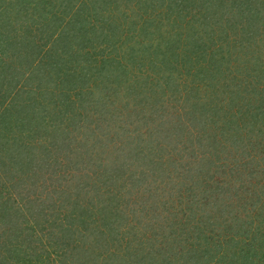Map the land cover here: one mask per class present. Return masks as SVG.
Masks as SVG:
<instances>
[{"label":"rangeland","instance_id":"1","mask_svg":"<svg viewBox=\"0 0 264 264\" xmlns=\"http://www.w3.org/2000/svg\"><path fill=\"white\" fill-rule=\"evenodd\" d=\"M172 1H157L152 7L149 5L151 2H148L149 6L146 5L143 14L137 11L143 7L141 0H71L70 3L65 0H30V3H24L21 7H15L10 0H4V5L0 3V31L3 36L0 44V153H5L3 147L6 144L16 143L17 146L19 139L25 140L30 149L28 151L33 150L34 155L31 163L29 158L32 159L33 155L30 157L25 154L23 163L25 167L33 170L26 168L28 170L21 184L14 186L12 193H4L10 201L7 203L8 213L16 205L20 207V212L25 211L24 208L30 200L43 202L44 209H57L58 194L74 186L78 180L75 174L80 176L81 173H90L92 170L79 164L80 170L76 172V159L72 156L69 159L71 151L81 152L88 146L87 143H94L92 152L98 153L97 160L95 159L98 161L99 156L113 150L115 146L114 123L119 122L120 118H126L133 123L134 120H140L139 122L143 123L142 121L149 119L150 106L158 101L163 109H179L183 113L178 121L181 126L176 129L174 136H171L173 145L170 144L166 150L174 153L176 149V155L180 152L184 156L187 155V159L183 156V161L192 159L196 162L194 165H200L210 171V180L204 181L212 189L213 198H208L209 201L214 199V196L228 199L225 200L228 204L222 201V205V202H219L220 205L217 206L220 211H217L218 208L205 206L201 211L202 216L197 214L198 219L196 216L193 218L192 229H188L195 235L185 242V245L190 244L192 240L193 244L188 247L192 246L195 253L191 257L199 258L204 263L215 261L218 264H264V17H259L258 21L252 20L254 16H258L255 8L261 9L260 15L264 13V0H177L181 12L176 13L175 17L168 9L172 6ZM84 4L87 6L84 13L78 12L77 9L85 6ZM93 4H98V10L107 8L108 14H103V17L115 21L114 24L121 30L128 29L124 34H127L129 39L123 41L119 38V46L116 44L114 48L120 55L118 64H113L115 57L113 49H108L109 45L108 48L98 45L103 41L114 44L113 41L118 35L109 36L110 33L105 29L99 36V28H95L97 36L89 35L93 33L88 27V24L93 22L89 9ZM74 5L77 7L71 9ZM30 14L36 16V21L31 19ZM62 15L66 16L64 23H67L69 29H72V26L80 29V25H83L84 35L76 38L65 34L64 25L60 21ZM153 18H158L159 23L161 22L164 34L170 41L179 40L180 46H176L174 53L166 50L167 44L162 46L152 41V38L149 39L156 24L150 23L145 27L143 19L152 21ZM153 20L156 22L157 19ZM44 28L55 32L44 33ZM140 29L146 31L145 34H141ZM153 45L160 47V51L154 50ZM209 47H212V50L207 53L203 51ZM189 48L195 53V57H198V62L190 64L186 60L181 61L176 63L175 69L171 71L170 66L157 64L160 57L156 52L161 55L166 53L172 65L175 63L176 52L182 54ZM136 50L139 57L134 56ZM114 71H121L122 74L119 76ZM31 72L34 75H31ZM110 73L116 75L118 82H122H110V79L106 78ZM221 73L226 76L223 81L218 80ZM196 75L199 78H196ZM113 89L118 94H114ZM41 92L49 93L47 101H42L47 108L43 109L42 117L44 123L53 128L51 145L45 140L44 128L27 124V119H22L19 113L28 114L29 111L26 110L25 113L22 107L26 103L29 105L41 101ZM63 99L67 100L62 102ZM109 100L113 103L105 107L103 102ZM65 101L67 106L63 105ZM206 101L210 102V107L205 105ZM199 103L206 109L200 111L205 116L211 113V118L218 121L228 118V138H218V143H213L212 146V137V141L205 140L210 147L193 150L198 155L197 159L194 152L185 150V145H182L181 149L179 144L185 139L183 135L188 131L184 123L190 121L189 115L185 113L192 112ZM232 122L238 124L237 130L233 129ZM7 124L11 127L8 128ZM179 129L183 131L179 132ZM190 129L191 133L195 132ZM130 130H134V125ZM141 130L143 129L140 126L139 131ZM11 148L12 156L22 152L17 151V147ZM39 151H42L43 157L46 158L43 164L37 161ZM23 156L24 154L19 158L22 159ZM27 161L30 164H27ZM111 161L115 164L116 159ZM15 167L17 165L14 169ZM45 167H48L47 170L52 171L53 175L56 171L62 172L64 169L68 173L62 179H46L50 174L45 173L42 187L35 192L29 190L30 184L36 180L40 185L35 174L40 173L38 169ZM1 174L0 186L3 185L7 190L11 184ZM201 184L196 186H204L203 182ZM168 187L170 186L163 182L159 186L161 190L157 199L165 202V205L156 204L157 215L148 212L144 217H139V221L135 220V217L139 215L141 202L145 203L144 200L139 201V187L130 193H127L126 189L117 190L120 185L113 190V193L117 192L119 196L120 206L116 207L118 210H125V213L132 211L128 217L134 219V222H140L134 226L137 227L139 235L143 234L144 240H155L154 237H157L164 244L165 238L160 237L164 232H157L159 228L165 230V235L169 232L175 237L176 232L183 228L181 225L186 215L185 209L180 211L181 206L194 207V203L186 201L187 193H184V189L177 191ZM5 189L3 191H6ZM195 195L196 191H192L189 198L193 199ZM52 198H57V201H52ZM12 201H15L16 205H11ZM166 203L175 208V212L170 210L167 220L161 216ZM209 208V213H206ZM19 216L11 215L8 221L17 218L20 222ZM152 217H157V220L160 218L159 222L154 220L157 224L150 228ZM102 220L104 221L103 218ZM121 225V219H116L113 224L107 223L110 229L116 228L117 231L123 228ZM3 226L9 240V234L16 236V223ZM102 226L101 219L89 224V236L85 241H92V236ZM22 229L23 227L18 230ZM122 237L123 241L118 242L122 243L120 248H125V241L130 237L128 234L119 236ZM4 238L0 236V264H13V259L7 263L3 262L2 252L6 246ZM130 243L133 247L142 245L137 239ZM142 249L144 251L150 248L145 246V249ZM142 249L139 250L142 252ZM207 252L209 253L206 254ZM22 257L20 260L25 264H35L33 258L27 263L29 257ZM93 257L95 258L85 255L84 258L90 263ZM55 263L62 264L59 261ZM38 264L44 263L40 260Z\"/></svg>","mask_w":264,"mask_h":264},{"label":"trees","instance_id":"2","mask_svg":"<svg viewBox=\"0 0 264 264\" xmlns=\"http://www.w3.org/2000/svg\"><path fill=\"white\" fill-rule=\"evenodd\" d=\"M70 1L71 0H65V2L69 3ZM141 1V4L143 6L141 8L142 11H137L143 14L145 13L144 11L147 6L155 5L157 1H160L161 3L164 0ZM148 2L151 3L147 5ZM237 2L241 3V1ZM0 3L4 5V0H0ZM10 3L15 7H21L24 3H30V0H10ZM171 4L172 6L168 9L171 15L175 17V14L180 13L181 10L178 7L179 5L177 0H173ZM97 6L98 4H93L89 8L92 17L94 18H92V20L91 18L89 19L93 21L92 24H88V27L93 31V33H89V35H92L94 37L97 36L95 28H99V36L100 33L105 29H107L108 31H106L110 33L109 36L118 35V38L113 41L114 44L108 41L98 43V45L102 48H105L109 45V48H107L113 49L112 53L115 57L113 64H118L120 55L114 48L119 38L123 39V41L129 39V36L127 34H124L128 29L121 30L117 25L114 24L116 23L115 21H110L106 19L107 17H103V14H108L107 8L98 10ZM75 7L77 6L74 5L71 9H74ZM86 8L87 6L85 5L79 7L77 10L78 12L84 13V9ZM254 10L255 13L258 14V16H252V20L258 21L260 20L259 17H264V13L260 15L261 9L255 8ZM162 12L163 11H161V13ZM148 15L150 17V14ZM30 17L31 19L33 18V21H36V16L34 14H30ZM153 19H157L156 22H154ZM153 19H151L152 21L149 20L150 22L143 19L145 27L150 25V23L156 24L154 30H152L153 33H150L149 35V39L151 40L152 38V41H156L162 46H165L167 44L168 46L166 50H168V52L171 51V53H174V49L176 48V46H180L179 40L175 39L174 41H170L167 35L164 34V30L161 27L162 24H160L161 22L159 23L158 18ZM65 20L66 16L62 15L60 21L64 25L63 28L65 30L64 32H66L65 34L71 36L73 35L76 38L80 35H84L83 25H80V29H76L73 26L72 29H69L70 27L66 26L67 23H64ZM43 32L51 34L55 31L46 28L45 30H43ZM139 32L141 34H145L146 31L140 29ZM1 33L2 31H0V44H2L3 41V36H1ZM262 42L264 44V40ZM117 45L119 46V43ZM153 47L154 50L160 51V47H156L154 45ZM110 50L108 52H110ZM188 50H185L182 54L176 52V56L174 59L175 63L172 65V62L170 61V58H167L168 55L166 53H163L162 55L156 51H154V53L156 52V55L160 57V60L157 64L159 66L161 64H163L164 66H170L171 71V69H175L177 65L176 63H180L181 61L186 60L190 64H192L194 61L195 63L198 62V57H195V53H193L190 48ZM209 50H212V47L203 49V51H205L206 53ZM137 55H139L138 50H136L134 56L136 57ZM115 72L119 76L120 74H122L120 73L121 71H114V73ZM208 72L211 73V70H209ZM30 74L34 75L32 72ZM115 76L116 75H112L110 73L107 74L106 78L108 77L110 79V82H122H118V78H116ZM225 77L226 76L221 73L218 76V80L223 81ZM196 78H199L198 75H196ZM45 80H47V78ZM109 88L110 85L107 86V90ZM113 93L118 94L114 89ZM48 94V92H41V101L33 102L29 105L26 103L22 108L23 110H25V113L26 110H28V114H24L19 111L18 112L20 113L22 119H27V124L43 127V133L46 134L45 140L51 145L53 137L51 133L53 132V128L50 126V124L46 125V123H44V117H42V113L44 112L43 109H47L46 105L42 104V101L45 99L47 101V98L49 97ZM64 100L67 99H63L62 102ZM112 103L113 101L109 100V102H103V105L105 107L108 105L111 106ZM63 105L67 106L68 103L65 101ZM205 105L207 107H210V102L206 101ZM137 106L140 105L137 104ZM204 108V105L202 107L201 103H199L198 105H196V108L191 110L192 112L185 113V115H189L190 121L184 123V126L188 129V131L183 135L185 136V139H182L183 143L181 142V144H179V142H177L180 148L182 145H185V150H190L193 153V150H195L196 148L203 149L204 147H210L207 145L209 143L205 142V140L212 141L213 138L214 141L210 144L212 146L213 143H218V138L220 139L221 137L225 136H227L228 138V118L218 121V119L211 118V113L208 116H205L204 114L200 113V111L206 110ZM164 113L170 115L165 116L166 114ZM180 114L183 113H181L179 109L175 111L171 110L168 107L167 109H163L162 104L158 101H155L149 108V119H145L146 121H142L143 123L139 122L140 120H134L135 122L133 123V121H129L126 118H120L119 122H117L116 124L114 123L113 130L116 133V137L113 142H115V146L113 147V150L104 152L103 156H99L100 159L98 161H95L98 153H96V151L92 152V148L95 147L94 143H87L88 146H85V148H83L81 152L72 150V155H69V159L71 156L76 159V161H74V163H76L74 164L76 165V172L80 170V168L78 167L79 164L82 165L83 168L88 167L92 170H90V173H81L80 176L79 174H75V178H78V180L70 190L61 191V193L58 194L59 201H57V198H52V201H57L59 204L57 209L47 210L44 209L45 206L43 205V202L40 203L34 200H30L24 208L25 211L20 212V207L15 204V201H12L11 205L16 206L12 209L11 212L8 213L9 206L7 205V203L10 201L8 199L9 197H5L4 193L7 194V191H9L8 194L12 193L11 189L14 186L18 187L21 184L25 172L28 170L26 168H29L25 167V164H23L25 163L26 159L25 154L32 157L33 150L28 151L30 149H28L25 140L20 141L18 139L17 146L16 143H13L14 145L6 144L7 146L5 145L3 147L5 153H0V158L2 159V161H0V173H2L1 175H3L4 177H6L7 181L10 182L11 185L10 187L8 186L7 190L3 185L0 186V228H2L0 236H4V239L6 241V246L4 248V251L2 252V254L4 255L3 262L7 263L9 260L13 259V264H25L22 260H20V258H23L22 256H24L29 257L27 263H30V260L33 258L35 264H38L40 260H42V263L44 264H56L55 261H59L62 264H218L215 263V261L213 263H204L201 262L199 258L197 259L191 257L192 254L195 253L192 246L188 247V245L192 243V240L190 244L185 245V242L192 239V237L195 235L191 234L190 230L188 229V227L192 229V225L194 224L192 223L193 218L196 216V219H198L197 214L202 216L201 211L205 208V206H212L214 209L218 208L217 211H220V208L217 205H220L219 202L222 201L227 203V201L225 200L228 199L214 196V199L209 201L208 198H213V193L212 189H210V186L208 187V184H205L204 181L210 180L212 176L209 173L210 171L207 170V168L201 167L200 165H194L196 164V162H193L192 159H189V161H183L184 154L180 152L178 155H176V149L174 153L166 150L170 144L173 145V138L171 136L175 133L176 129L181 126V124L178 123ZM232 124L233 129L237 130L238 124L236 122H232ZM7 125L8 128L11 127L10 124ZM132 125H134V130H130ZM140 126L141 129H143L141 131H139ZM6 128L7 126H5V130ZM190 128H192L195 132L191 133ZM178 131L182 132L183 130L179 129ZM214 136L216 137L214 138ZM2 142L5 144L4 140ZM195 143H197L199 146H197ZM13 146L15 148H18L17 151L22 152H19L17 153V155L12 156L10 151H13V149L11 148ZM3 148L1 147V149ZM41 152L42 151L38 152L39 155L37 161H40V164H43L46 158L43 157V154ZM22 154H24V156L22 159H20L19 156H21ZM194 154L195 158L198 159V155L195 152ZM184 158L187 159V155H185ZM111 159H116L115 164H112ZM33 160L34 155L32 159L29 158V161L31 163L33 162ZM30 162L27 161V164H30ZM16 165L17 167H15L16 169H14V166ZM38 167L42 168V166ZM48 167H45V169H38L40 173H36L35 175H37V179H39L40 185L37 184L36 180L34 183L30 184L29 190L32 189V191L35 192L38 190V188L42 187L43 182H45V173L50 174L46 179H53L54 177L62 179L65 178L66 174L68 173L66 169H64L62 172H59V167L57 169L58 171H56L55 175H53L52 171L47 170ZM29 169L33 170L32 168ZM35 169L36 167L34 168V170ZM42 170H44V172H42ZM69 170L73 169L69 168ZM31 172H33V174L35 173V171ZM161 182H163V184L167 186H170L168 188H175V190L177 191L184 189V193H187V197H185L187 199L186 201L194 203V207H190V205L181 206L180 211L185 209L186 215L181 225L183 228H180L176 232L175 237H173L169 232L167 233V235H165V230L163 228H159V231L157 232H164L160 237L165 238V245L162 241L158 240L157 237H154L156 238L155 240L142 239L143 234L141 233L142 235H139L140 233H138L137 227L134 226L136 224H140V222H134V219L132 220L128 217V215L132 211L129 213H125V210H118L116 206L119 205V196L117 192L113 193L114 188L117 189L119 185L120 188H118L117 190L126 189L127 193H130V191H132L134 188L136 189V187H139V191L141 193L139 201L144 200L145 203L141 202V208L138 211L139 215L135 217V220H137L139 217H144V214H147L148 212L156 216V206L165 205V202L158 201L157 199V194L161 190L159 189ZM201 182H203L204 186H196L198 183L201 184ZM1 187H3V189H5L6 191H3ZM192 191H196L197 194L193 199L192 197L189 198ZM153 208L154 210L150 211ZM195 208H200V210L198 211ZM171 209L172 211H174V206L167 205L166 203L165 209L161 214V216H163V219L167 220V217L171 213ZM209 211L210 208L206 210V213H209ZM16 214H18V216L21 215V217L19 216L21 221L18 222L16 218L14 221L9 222V216H15ZM102 218L104 219V221L102 220ZM159 218L160 217H158L157 220V217H152L149 227L151 228L153 224H157V222H159ZM100 219L103 225L102 228H98L94 236H92V241L86 242L85 240L89 236V224L100 221ZM116 219H121L123 223V225H121L123 228L119 229L118 231L116 230V228L110 229V227L107 226V223L112 222L113 224ZM154 220H157V222ZM8 223H16V227L18 226V229H21L23 227L22 230L16 229L15 237L9 234L10 240L7 238V233L4 232L5 226H3ZM122 234H128V237H130L128 238L129 240L127 242L125 241V248H120L122 243L118 242L123 241V237L119 238V236H121ZM180 235L183 236L181 237ZM134 239H137V241H139V243L142 245L133 247V244L130 242H132V240ZM145 246L150 248L148 249L149 251L147 249L143 251L142 248L145 249ZM130 249L134 251L135 254ZM139 249H142V252ZM208 253L209 252H207L206 254ZM85 255H92L95 256V258L93 257L92 261L89 263L85 260ZM53 256L54 258H52ZM185 256H187L188 258H185ZM39 257H42L43 259H40ZM222 259H224V254H222ZM225 259H227V257H225ZM30 264L34 263L31 262Z\"/></svg>","mask_w":264,"mask_h":264}]
</instances>
